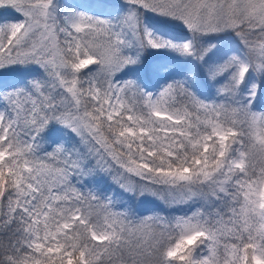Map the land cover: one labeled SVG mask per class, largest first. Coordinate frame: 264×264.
<instances>
[{
  "label": "snow or ice",
  "instance_id": "1",
  "mask_svg": "<svg viewBox=\"0 0 264 264\" xmlns=\"http://www.w3.org/2000/svg\"><path fill=\"white\" fill-rule=\"evenodd\" d=\"M0 264H264V0H0Z\"/></svg>",
  "mask_w": 264,
  "mask_h": 264
}]
</instances>
